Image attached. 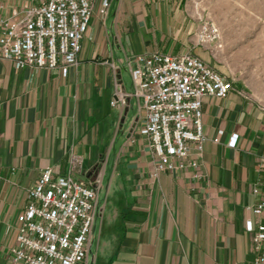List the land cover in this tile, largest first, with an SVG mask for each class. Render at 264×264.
<instances>
[{
	"label": "crops",
	"instance_id": "obj_1",
	"mask_svg": "<svg viewBox=\"0 0 264 264\" xmlns=\"http://www.w3.org/2000/svg\"><path fill=\"white\" fill-rule=\"evenodd\" d=\"M95 9L78 63L16 68L0 57V264H9L18 215L42 171H71L100 180L98 214L82 264H256L246 221L263 187L264 106L233 81L225 97L203 101L207 135L199 178L195 170L157 176L142 98L133 93L136 56L155 50L189 52L193 25L182 0H110ZM1 12L38 0H0ZM219 130H223L218 135ZM237 134L236 145L229 144ZM219 138L216 141V138Z\"/></svg>",
	"mask_w": 264,
	"mask_h": 264
},
{
	"label": "built area",
	"instance_id": "obj_2",
	"mask_svg": "<svg viewBox=\"0 0 264 264\" xmlns=\"http://www.w3.org/2000/svg\"><path fill=\"white\" fill-rule=\"evenodd\" d=\"M110 0H101L99 12L106 15ZM0 2V57L16 68H60L66 74L78 63L82 40L94 14V0H38L14 7L2 14ZM209 27L204 25V33ZM201 35L203 41L210 36ZM211 39L217 36L211 29ZM131 68L133 93L117 87V101L142 98L146 120L140 129L148 138L155 159L154 176L161 171L195 170L200 164L207 135L203 125V101L207 96L225 97L233 89V79L217 70L201 56L189 52L171 54L155 50L136 56ZM223 130H219L221 135ZM238 135L231 137L236 145ZM216 141L219 140L217 137ZM67 174L45 168L28 191L29 200L18 215L16 244L10 248L9 264H82L98 214L100 180L73 175L76 159ZM258 166L264 170V155ZM259 196L252 211L255 223L246 221L256 264H264V181L255 186Z\"/></svg>",
	"mask_w": 264,
	"mask_h": 264
},
{
	"label": "rangeland",
	"instance_id": "obj_3",
	"mask_svg": "<svg viewBox=\"0 0 264 264\" xmlns=\"http://www.w3.org/2000/svg\"><path fill=\"white\" fill-rule=\"evenodd\" d=\"M181 6L193 25L189 42L264 106V0H182ZM204 25L210 37L203 41Z\"/></svg>",
	"mask_w": 264,
	"mask_h": 264
},
{
	"label": "water",
	"instance_id": "obj_4",
	"mask_svg": "<svg viewBox=\"0 0 264 264\" xmlns=\"http://www.w3.org/2000/svg\"><path fill=\"white\" fill-rule=\"evenodd\" d=\"M129 101H130V97L127 99V103L129 104Z\"/></svg>",
	"mask_w": 264,
	"mask_h": 264
}]
</instances>
